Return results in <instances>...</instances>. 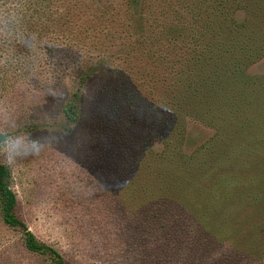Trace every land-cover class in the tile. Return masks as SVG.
Wrapping results in <instances>:
<instances>
[{"label": "trees", "instance_id": "obj_1", "mask_svg": "<svg viewBox=\"0 0 264 264\" xmlns=\"http://www.w3.org/2000/svg\"><path fill=\"white\" fill-rule=\"evenodd\" d=\"M15 35L24 79L72 84L66 124L89 117L110 141V113L129 111L128 126L146 114L144 147L109 157L113 189L136 207L115 196L107 248L136 264H264V75L247 73L264 56V0H0V53ZM188 120L213 131L189 155ZM11 183L0 162L2 226L27 254L67 264L18 217Z\"/></svg>", "mask_w": 264, "mask_h": 264}, {"label": "rangeland", "instance_id": "obj_2", "mask_svg": "<svg viewBox=\"0 0 264 264\" xmlns=\"http://www.w3.org/2000/svg\"><path fill=\"white\" fill-rule=\"evenodd\" d=\"M239 18L242 21V16ZM10 41L0 53V133L7 135L0 144V162L11 172L18 217L39 241L58 250L67 264H136L131 255L122 253L121 244L114 250L107 248V237H113L116 227L112 226L118 205L115 196L124 193L113 189L117 176L111 170L109 157L114 154L115 158L119 147H144L136 143V138L148 130L144 124L146 114H138L140 119L133 116L132 120L139 123L133 126L130 121L128 126L125 118L131 114L129 111L120 108L110 113V128L106 127L111 131L110 141L97 140L92 132L102 129L89 117L83 116L76 125L66 124L62 104L72 84L56 85L53 81L41 87L32 76L24 79L18 61L20 38L15 35ZM247 73L264 75V56L250 65ZM102 86L100 80L91 84L85 94L86 105L93 108V99L98 98L97 90ZM100 100L103 102L99 97ZM85 112L93 115L92 110ZM131 133L134 138L127 139ZM212 135L211 129L188 120L184 153L191 154ZM28 138L37 143L29 144ZM152 146L155 152L160 151L157 140ZM127 196L123 194L124 203L135 208ZM0 264L48 262L27 254L20 233L6 229L0 221Z\"/></svg>", "mask_w": 264, "mask_h": 264}, {"label": "clouds", "instance_id": "obj_3", "mask_svg": "<svg viewBox=\"0 0 264 264\" xmlns=\"http://www.w3.org/2000/svg\"><path fill=\"white\" fill-rule=\"evenodd\" d=\"M28 143L29 144H35V143H37L36 141H33V140H31V138H28Z\"/></svg>", "mask_w": 264, "mask_h": 264}]
</instances>
